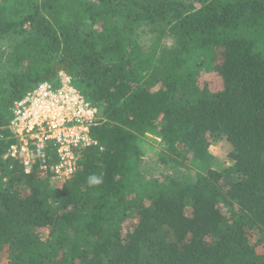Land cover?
Returning <instances> with one entry per match:
<instances>
[{"label": "trees", "instance_id": "trees-1", "mask_svg": "<svg viewBox=\"0 0 264 264\" xmlns=\"http://www.w3.org/2000/svg\"><path fill=\"white\" fill-rule=\"evenodd\" d=\"M61 71L101 120L54 184L7 126ZM217 138L235 164L195 172ZM0 264H264V0H0Z\"/></svg>", "mask_w": 264, "mask_h": 264}, {"label": "built area", "instance_id": "built-area-1", "mask_svg": "<svg viewBox=\"0 0 264 264\" xmlns=\"http://www.w3.org/2000/svg\"><path fill=\"white\" fill-rule=\"evenodd\" d=\"M100 120L98 107L61 71L58 85L42 81L14 102L6 156L19 161L26 174L40 169L63 183L78 170L83 152L99 145L93 128Z\"/></svg>", "mask_w": 264, "mask_h": 264}, {"label": "rangeland", "instance_id": "rangeland-1", "mask_svg": "<svg viewBox=\"0 0 264 264\" xmlns=\"http://www.w3.org/2000/svg\"><path fill=\"white\" fill-rule=\"evenodd\" d=\"M195 62L203 69H209L211 67L207 57L203 55L195 56ZM75 85V84H74ZM79 89V88H78ZM138 142L143 150V172L147 179L157 178L162 172V167L158 163L157 158L159 154L165 149V145L162 140V136L158 130L150 129L144 134H139ZM223 139H215L209 150L208 155L203 159H193L190 163L192 169L199 174H207L209 169H215L224 171L230 167H233L235 162L228 157L226 150L223 148ZM47 176L51 178V181L55 182V174L52 172H45ZM46 237L47 234H42ZM258 236L253 237V242H256Z\"/></svg>", "mask_w": 264, "mask_h": 264}, {"label": "clouds", "instance_id": "clouds-1", "mask_svg": "<svg viewBox=\"0 0 264 264\" xmlns=\"http://www.w3.org/2000/svg\"><path fill=\"white\" fill-rule=\"evenodd\" d=\"M94 182H95V183H99V180L97 179V180H95Z\"/></svg>", "mask_w": 264, "mask_h": 264}]
</instances>
